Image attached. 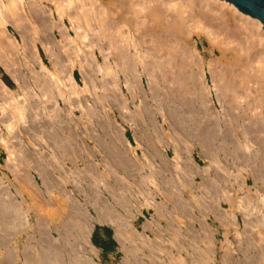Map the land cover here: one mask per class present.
<instances>
[{
	"label": "bare ground",
	"instance_id": "1",
	"mask_svg": "<svg viewBox=\"0 0 264 264\" xmlns=\"http://www.w3.org/2000/svg\"><path fill=\"white\" fill-rule=\"evenodd\" d=\"M0 64L17 87L0 70V153L33 186L14 192L0 179V250L32 228L14 193L68 207L51 212L54 226L38 210L23 251L10 247L0 264H101L95 223L114 228L121 264H264L260 19L223 0H0Z\"/></svg>",
	"mask_w": 264,
	"mask_h": 264
},
{
	"label": "rangeland",
	"instance_id": "2",
	"mask_svg": "<svg viewBox=\"0 0 264 264\" xmlns=\"http://www.w3.org/2000/svg\"><path fill=\"white\" fill-rule=\"evenodd\" d=\"M215 22V25L216 26H214V28L216 29V30H218V29H221L219 26H220V23H221V21H219V20H215L214 21ZM237 24H238V22H236ZM68 24V23H67ZM217 25H219V26H217ZM70 23H69V28H70ZM9 28H11V27H9ZM214 29V30H215ZM17 32V30H15V29H10V34H12V36H15V37H17L19 40L21 39L20 38V35L18 34V32ZM16 33V34H15ZM69 33H71V35L72 36H74L75 34H74V30L73 29H69ZM239 33V32H238ZM19 36V37H18ZM205 41H206V45H205V49L207 48L208 50H205V49H203V51H205V52H208L209 51V49H211L210 47L212 46L211 44H209L210 42L206 39V38H208V37H205V35H200ZM199 35H198V33H194L193 34V40H198V37H200ZM214 36V35H213ZM223 36H224V34L222 35V38H223ZM239 37H244V36H242L241 34L239 35ZM58 39L60 38V37H57ZM209 48H208V47ZM233 46H235V44L233 45ZM218 47V46H217ZM214 48L213 50L214 51H216V52H214L215 53V56L216 57H219L220 55V53L222 52V50H221V48L219 47V48ZM218 49H220V50H218ZM200 50H202V47H200ZM219 51H220V53H219ZM41 52L43 53L44 52V50L41 48ZM43 54H45V53H43ZM100 59H101V61H103V58L100 56ZM0 70L2 71H0L1 73H4L5 71H4V69H3V67H2V64H0ZM69 69V68H68ZM38 70H39V68H38ZM74 72H76V74H77V76H76V81H77V83H78V85L79 86H83V82H82V77H81V75H80V73H79V71H76V70H74ZM74 72H73V74H74ZM68 73H69V71H68ZM5 75L7 76V78H9V80L11 81L10 83L9 82H7V85H9V88L10 89H12V90H15L17 87H16V85H15V83L13 82V80L11 79V76H9V74H7L6 72H5ZM207 76H208V83L210 84V85H212V82H211V78H209L210 77V74L208 73V71H207ZM69 82V81H68ZM12 84V85H11ZM14 84V85H13ZM70 84V83H69ZM146 86H147V84H146ZM16 87V88H15ZM69 87H71V85H69ZM69 87H68V89H69ZM212 90H213V95H212V100H213V103L214 104H216V106H217V108H216V110L217 111H222V107L220 106V104L218 103V101H217V99H216V95H215V91H214V88H212ZM88 104H91L90 102H88ZM62 106H64V104H63V102H62ZM131 110H136V106H135V104H133L132 103V105H131ZM75 111H76V113H75V115H73V117H75V118H79V117H81L82 116V109L81 108H75ZM124 113L126 112L127 114H129V109H125L124 111H123ZM118 114V117H119V120H121L122 121V115H119V113H117ZM121 117V118H120ZM120 121V122H121ZM123 122V126H121L120 125V123H118L119 124V127L121 128V129H123V131H126V132H128V134H127V138L129 139V141H128V147L130 148V149H136L137 150V154H140V156L141 157H143V155H142V152H143V149H142V147H140V146H138V143H137V141H136V139H134V133H132L133 132V129L130 127V125H131V123L129 124V123H127V122H125V121H122ZM24 140V139H23ZM13 141V140H12ZM14 141H17L16 139H14ZM92 146H93V144H92ZM170 149V148H169ZM195 149V148H194ZM174 151H172L171 150V152H169V158L170 159H173L174 158V153H173ZM193 156H194V158L195 159H197V151L196 150H194V154H193ZM8 162H10V161H8V154L5 152V153H0V170H1V172H0V179L2 178V180H3V186H2V184H1V186L2 187H10V188H12V189H14V192H15V188L16 187H19V188H21V189H24V188H29V187H33L32 186V184L30 183V182H24V181H22V182H19V181H17L16 179H14V177H13V175H12V173H10L9 174V172L7 171V170H9L7 167H6V163H8ZM68 166H69V164H68ZM202 166H203V164H202ZM3 167V168H2ZM5 167V168H4ZM4 170V171H3ZM2 172H5L6 173V175H8V176H6L5 175V173H3L2 174ZM2 175H4L3 177H2ZM33 177H34V180H37L38 181V184L40 185V186H43L42 185V180L40 179V177L39 176H37V172L36 171H32V174H31ZM6 176V177H5ZM6 179H5V178ZM9 177V178H8ZM13 178V179H12ZM37 178V179H36ZM5 179V180H4ZM7 180H10V181H8L9 182V184H7L8 182H7ZM6 182V183H5ZM14 182V183H13ZM5 184V185H4ZM24 184V185H23ZM8 185H10V186H8ZM16 185V186H15ZM6 187V188H7ZM67 188H69V185H68V187ZM23 195V194H22ZM20 195V194H16V193H14L13 194V196L15 197V199H17V201L19 202V203H21V206H23V207H21V209H23V211H21V217L22 216H24V220H22V218H21V221H22V227L23 228H25V229H27V227L28 226H30V224H28V223H31V222H33V223H31L32 225V228H28V233H30V235H32V233L34 234V232H32V231H34V229H33V225L35 224V219L37 218V216L39 215V213L41 214V215H39L38 217H42V216H44V217H42V218H45L46 217V219L48 220V221H50V223L52 222V220H51V212L52 211H54L55 212V210H58L60 213H61V216L63 217V215H64V217H65V214H66V212H65V214L63 213L64 211H67L68 212V207H66V209L64 210L63 208L65 207L64 205L62 206L61 204V202H59V200H61V199H59V200H55V199H52V200H50V197L48 196H45V198L44 197H42V196H38V198L39 199H35L33 196H29V195H27L26 193H25V195ZM5 196H6V194H5ZM25 199H24V198ZM31 199H30V198ZM35 199V200H33V198ZM156 197V201H161V199H162V201L161 202H163V198H162V196H155ZM41 198L43 199L42 201H43V203H42V201H41ZM48 198H49V200H48ZM78 198L79 199H81L82 198V200H84L83 198V196L81 197L80 195L78 196ZM24 199V200H23ZM45 199H47V201H45ZM23 200V201H22ZM37 200V201H36ZM41 202H39V201ZM25 201V202H24ZM29 201V202H28ZM48 201H49V203H48ZM52 201H53V203H52ZM58 201V202H57ZM62 201V200H61ZM45 202V203H44ZM47 202V203H46ZM55 202V203H54ZM24 203V204H23ZM26 203V204H25ZM27 203H28V205H27ZM68 204H69V200H68V202H67ZM36 204H37V206L39 207H36ZM51 204V205H50ZM61 205V206H59V205ZM67 204V205H68ZM25 205V206H24ZM26 205H27V207H26ZM30 205H32L31 207H30ZM42 205H44V206H42ZM47 207H46V206ZM53 205V206H52ZM58 205V206H57ZM135 205H136V201H135ZM29 206V207H28ZM35 206V207H34ZM41 206V207H40ZM52 207L51 209H48L49 207ZM54 206H56L57 208H59V209H57L56 207H54ZM54 207V208H53ZM28 210V213H26L27 212V210ZM29 208V209H28ZM36 208H38L37 209V215H36V213H33V212H35L36 211ZM43 209V211H42V209ZM47 208V209H46ZM35 209V210H34ZM55 209V210H54ZM30 210V211H29ZM38 210H40V212H38ZM62 210V211H61ZM22 212H24V213H22ZM30 212V213H29ZM46 214V215H44V214ZM23 214V215H22ZM34 214H35V216H36V218L35 219H33L35 216H34ZM43 214V215H42ZM29 217H28V216ZM31 215H33V216H31ZM90 215H92V216H94L95 214H94V212L93 213H91ZM152 215H154V210H148V212H146L145 211V213L144 214H142V215H139L138 216V218L137 219H135V223H136V226H137V228L139 229V230H141L142 231V228L140 229V227L142 226L143 227V225L146 223V222H149L150 221V223H151V221H153L154 220V216H152ZM96 216V215H95ZM25 217H26V219H25ZM28 218V219H27ZM32 218V219H31ZM152 218H153V220H152ZM26 220V221H25ZM35 220V221H34ZM60 220V219H59ZM59 220L57 219V221H54V222H52V225L54 226L56 223H58L59 222ZM211 222V221H210ZM94 224V223H93ZM140 224H141V226H140ZM51 225V224H50ZM26 226V227H25ZM105 226V227H104ZM218 226V227H217ZM108 227V228H107ZM99 228V229H98ZM213 228H215V229H217V230H220L221 231V233L223 234V229L221 228V226H219L218 224H216V222H215V225L213 226ZM99 231H98V230ZM114 228L113 227H111L110 225H102V224H99V223H95V225H94V229H93V232H92V234H91V237L92 238H90L91 239V242H92V245L98 250V253H99V255L97 256L98 257V259L96 258V260H97V262H99V263H101V264H121V258H123V256H124V254H123V252L121 251V247H120V243H119V241L116 239V236L114 235L115 234V231L113 230ZM106 230V231H105ZM28 233H24L23 235H18L17 236V239H12V241H10L9 242V244H11V246H8L9 244H7V246L9 247H7V246H4L0 251V260H2V259H4L6 256H4V253H6V251H8L9 249H10V247H12V249H13V251H15L16 252V254L17 253H20V252H22L23 250L22 249H24V243L23 242H26L27 241V236L29 235ZM96 233V234H95ZM220 232H219V234H218V236H217V240H223V236H222V234H221ZM234 233V232H233ZM149 234H150V232H149ZM104 235V236H103ZM232 236H233V234H231ZM26 236V237H25ZM99 236V237H98ZM106 236V237H105ZM231 236V240H233V237ZM22 240H21V239ZM52 240H54L55 242H58L59 241V238H60V236H59V234H57V232H52ZM105 239H106V241H105ZM16 240V241H15ZM17 240H18V242H17ZM22 243H21V242ZM105 241V242H104ZM118 241V242H117ZM219 241H217V243L219 244V246H221V243H219ZM14 242V243H13ZM15 243L17 244V245H15ZM21 244V245H20ZM17 246L16 248L15 247H13V246ZM19 246H20V248H19ZM23 247V248H22ZM8 248V249H7ZM15 248V249H14ZM120 249V250H119ZM118 250V251H117ZM114 251V252H113ZM120 251V252H119ZM2 253V254H1ZM22 256L20 257V259L21 260H19L18 261V264H23V261H22ZM103 259V260H102ZM102 260V261H101ZM111 260V261H110ZM109 261V262H108ZM113 261V262H112Z\"/></svg>",
	"mask_w": 264,
	"mask_h": 264
},
{
	"label": "water",
	"instance_id": "3",
	"mask_svg": "<svg viewBox=\"0 0 264 264\" xmlns=\"http://www.w3.org/2000/svg\"><path fill=\"white\" fill-rule=\"evenodd\" d=\"M235 4L243 15L260 19L264 24V0H223Z\"/></svg>",
	"mask_w": 264,
	"mask_h": 264
}]
</instances>
